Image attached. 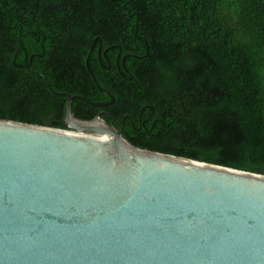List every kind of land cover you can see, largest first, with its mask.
I'll return each instance as SVG.
<instances>
[{"label": "trees", "instance_id": "obj_1", "mask_svg": "<svg viewBox=\"0 0 264 264\" xmlns=\"http://www.w3.org/2000/svg\"><path fill=\"white\" fill-rule=\"evenodd\" d=\"M104 120L130 144L264 175V0H0V119Z\"/></svg>", "mask_w": 264, "mask_h": 264}, {"label": "water", "instance_id": "obj_2", "mask_svg": "<svg viewBox=\"0 0 264 264\" xmlns=\"http://www.w3.org/2000/svg\"><path fill=\"white\" fill-rule=\"evenodd\" d=\"M74 97L69 130L0 119V264H264V175L138 148Z\"/></svg>", "mask_w": 264, "mask_h": 264}, {"label": "bare ground", "instance_id": "obj_3", "mask_svg": "<svg viewBox=\"0 0 264 264\" xmlns=\"http://www.w3.org/2000/svg\"><path fill=\"white\" fill-rule=\"evenodd\" d=\"M70 135L84 138V139H93V140H98V141H105V142H113L115 141V138L110 135V134H105V135H90V134H85L79 131L76 132H70Z\"/></svg>", "mask_w": 264, "mask_h": 264}, {"label": "flooded vegetation", "instance_id": "obj_4", "mask_svg": "<svg viewBox=\"0 0 264 264\" xmlns=\"http://www.w3.org/2000/svg\"><path fill=\"white\" fill-rule=\"evenodd\" d=\"M60 95H63V96H67V94H60ZM66 103H67V101H66ZM65 106H66V104H65ZM64 110H65V107H64ZM64 118H65V115H64Z\"/></svg>", "mask_w": 264, "mask_h": 264}]
</instances>
